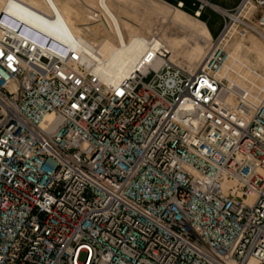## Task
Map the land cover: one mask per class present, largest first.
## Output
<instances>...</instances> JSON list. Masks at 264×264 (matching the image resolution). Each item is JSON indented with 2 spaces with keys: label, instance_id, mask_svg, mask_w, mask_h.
Returning a JSON list of instances; mask_svg holds the SVG:
<instances>
[{
  "label": "built area",
  "instance_id": "2783aa9c",
  "mask_svg": "<svg viewBox=\"0 0 264 264\" xmlns=\"http://www.w3.org/2000/svg\"><path fill=\"white\" fill-rule=\"evenodd\" d=\"M198 1L223 22L197 69L149 34L116 81L0 13V264H264V76L221 74L264 0Z\"/></svg>",
  "mask_w": 264,
  "mask_h": 264
},
{
  "label": "bare ground",
  "instance_id": "6f19581e",
  "mask_svg": "<svg viewBox=\"0 0 264 264\" xmlns=\"http://www.w3.org/2000/svg\"><path fill=\"white\" fill-rule=\"evenodd\" d=\"M41 1L48 7L49 13L33 3L31 7L29 5V9H25L12 0H0V13L5 11L13 15L29 26V28L47 34L57 44H70L74 47H80L82 51L88 54V58L97 61L96 69L106 80L116 81L128 76L132 66L146 46L147 35L140 34L139 24L129 19H127L126 22L130 29V33L126 34L124 29L126 24H122L119 16L115 14L111 4L112 0H78L88 10V17L90 15L94 18L96 11L101 14V17L98 19L102 22L103 28L107 31V35L98 42H92L82 38L69 26L60 10V8L66 9V11L67 8L71 9L66 1L58 0L60 7L55 0ZM50 13L54 18L49 16ZM164 14V17L171 23L188 28L185 20H183L179 14L175 12L169 13L167 11H165ZM201 29H203V27H201ZM160 39L170 52L169 59L177 64L172 57V46L163 40L162 37H160ZM247 40L251 41L254 48L251 55H247L241 64L247 66L258 62L259 65H261L259 62L260 59L258 58V56H261L264 60V47L260 44L261 40L259 41L257 37L253 35H250ZM209 48L205 53L204 51L199 52L198 56H196V64L190 66L189 71H194L204 62ZM238 48L240 47H236V49ZM192 49L197 50L196 47H192ZM237 63V57L233 56L232 53L229 54L228 50V58L221 74L228 76L224 73L225 67L233 68ZM47 118H49V116Z\"/></svg>",
  "mask_w": 264,
  "mask_h": 264
},
{
  "label": "rangeland",
  "instance_id": "374dc122",
  "mask_svg": "<svg viewBox=\"0 0 264 264\" xmlns=\"http://www.w3.org/2000/svg\"><path fill=\"white\" fill-rule=\"evenodd\" d=\"M12 1L25 9H29V5L31 7V4L33 3L49 13L48 7L41 0ZM64 1L67 2V5L70 6L71 9L67 8L66 11V9L60 8V10L69 26L82 38L88 41L98 42L101 38L107 35V31L103 28L102 22L92 18L90 15L88 17V10L78 0ZM215 1L223 6L228 3V0ZM55 2L59 5L58 0H55ZM209 2L211 3V0H209ZM187 3L190 4V1L188 0ZM111 4L115 14L121 19L122 24H126L124 27L126 34L130 33V29L126 22L127 19L139 24L140 34H157L172 46V57L175 62H177V65L187 70L190 69V66L196 64V56H198L199 52L204 51L205 53L210 46L211 39L216 37V35L213 37L210 35L204 22L201 20V17H195L193 13H188L182 8H175L172 0H112ZM205 8L209 10L210 7L208 5L205 6ZM165 11L179 14L180 17L185 20L188 28L171 23L164 17ZM49 16L52 17L53 15L50 13ZM221 20V15L211 17L210 26L213 30V34H215L220 28ZM201 27H203V29H201ZM248 37L243 40L230 39L224 46L227 51L229 50V54L232 53L233 56L237 57L238 61L233 68L225 67L224 69V73L230 78L233 76V71L239 72L243 75H250L251 72L249 68L261 70V73L264 76V60L261 56H258L261 65L257 62L253 65H247L248 68L246 69H241L243 66L241 63L247 55H251L254 48L251 41L247 40ZM257 39L259 41L261 40L258 37ZM260 44L264 47V42L262 40L260 41ZM192 47H196L197 50L192 49ZM236 47L240 48L236 49Z\"/></svg>",
  "mask_w": 264,
  "mask_h": 264
},
{
  "label": "crops",
  "instance_id": "0c3cea01",
  "mask_svg": "<svg viewBox=\"0 0 264 264\" xmlns=\"http://www.w3.org/2000/svg\"><path fill=\"white\" fill-rule=\"evenodd\" d=\"M172 1H174V0H172ZM181 1H183V8L182 9L188 13H194L198 9V5H199L198 0H189L190 4L187 3L188 0L187 1L181 0ZM237 2H238V0L237 1L228 0L227 5L223 6V5H220L219 3H217L215 0H211L212 4H214L218 7L227 8V9L233 8ZM217 15H219L218 11H216L212 8H209V10H207L206 8H203L202 10H200V16L199 17H202L201 20L204 22L205 26L207 27V29H208V31L212 37L218 34V32L221 29L222 22H223V19H222L220 28L216 31L215 34H213V30L211 29V26H210V21H211L212 16L217 17Z\"/></svg>",
  "mask_w": 264,
  "mask_h": 264
},
{
  "label": "trees",
  "instance_id": "16d2710c",
  "mask_svg": "<svg viewBox=\"0 0 264 264\" xmlns=\"http://www.w3.org/2000/svg\"><path fill=\"white\" fill-rule=\"evenodd\" d=\"M185 9V8H184ZM201 19H202V17H201Z\"/></svg>",
  "mask_w": 264,
  "mask_h": 264
}]
</instances>
